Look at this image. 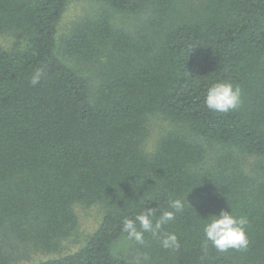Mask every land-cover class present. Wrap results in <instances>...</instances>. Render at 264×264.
I'll use <instances>...</instances> for the list:
<instances>
[{
    "label": "trees",
    "instance_id": "16d2710c",
    "mask_svg": "<svg viewBox=\"0 0 264 264\" xmlns=\"http://www.w3.org/2000/svg\"><path fill=\"white\" fill-rule=\"evenodd\" d=\"M72 1L0 0V264H132L138 251L264 264V0H93L60 32ZM220 81L240 87L239 108H206ZM169 197L185 201L166 226L180 248L128 240L123 218ZM77 206L98 207V227L57 254ZM221 210L247 217L249 246L205 255L203 225Z\"/></svg>",
    "mask_w": 264,
    "mask_h": 264
},
{
    "label": "clouds",
    "instance_id": "9594fccd",
    "mask_svg": "<svg viewBox=\"0 0 264 264\" xmlns=\"http://www.w3.org/2000/svg\"><path fill=\"white\" fill-rule=\"evenodd\" d=\"M44 75L43 69H37L31 77V85H38ZM241 103L240 87L227 81L211 84L204 97L206 108L216 113H228L239 108ZM167 203L169 210H161L159 206H148L131 217H124L120 225L121 231L136 245L144 246L145 234H150L152 238L159 241L163 249L178 250L180 248L178 236L175 232L167 231L166 226L175 221L177 213L184 212L185 201L181 198L169 197ZM209 217L210 219L203 225L204 246L202 251L205 255L209 251V244L221 253L229 250L242 251L248 248L250 241L246 228L249 221L246 216L238 217L232 212L221 210L219 214ZM150 259L147 253L138 251L132 257V264H150Z\"/></svg>",
    "mask_w": 264,
    "mask_h": 264
},
{
    "label": "rangeland",
    "instance_id": "374dc122",
    "mask_svg": "<svg viewBox=\"0 0 264 264\" xmlns=\"http://www.w3.org/2000/svg\"><path fill=\"white\" fill-rule=\"evenodd\" d=\"M96 8L97 5L93 0H73L60 22V32L65 31L74 20H77L78 18L84 15L90 14ZM115 19L116 22L122 25L123 24L131 25L129 22L132 23L131 19H129L130 21L126 20L125 18H123L121 14H118L115 17ZM2 40L4 41L2 42L7 46H12L19 42L17 40V37L10 33H6L3 36ZM76 213L79 221L78 230L74 235L70 236L64 241L65 243L64 246L61 247L62 248L61 251L57 254L67 252L70 249L75 250L79 248L85 242L84 241L85 236L93 232L98 227V224L102 217V212L96 206H92L90 208L77 206ZM119 244H121V246H125L126 245L125 240L120 241ZM127 250L128 248H126L122 252H127ZM40 256H42L43 258H47V257L49 258L55 256V253L46 255L45 253L38 252V254H36L34 257L40 258Z\"/></svg>",
    "mask_w": 264,
    "mask_h": 264
}]
</instances>
